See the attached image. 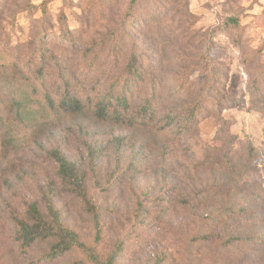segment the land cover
Listing matches in <instances>:
<instances>
[{
	"label": "rangeland",
	"instance_id": "374dc122",
	"mask_svg": "<svg viewBox=\"0 0 264 264\" xmlns=\"http://www.w3.org/2000/svg\"><path fill=\"white\" fill-rule=\"evenodd\" d=\"M128 2L0 0V264H93L83 250L42 263L46 242L19 248L16 218L29 202L53 196L65 223L102 261L116 253L115 264H264V243L233 239L252 234L251 225L236 216L220 222L228 205L220 196L222 172L209 169L225 150L245 164L240 159L249 158L251 144L243 180L264 188V0H139L123 28ZM227 15L238 25L224 24ZM210 32L212 55L223 63L221 108L193 131L163 128L170 102L151 126L59 109L69 83L92 96L104 93L115 60L123 61L132 44L144 65L166 79L167 92L176 82L165 71L183 55L203 61ZM188 80L196 95L207 92L200 69ZM57 152L76 180L61 179ZM83 194L99 215L98 242ZM211 234L221 238L206 240Z\"/></svg>",
	"mask_w": 264,
	"mask_h": 264
},
{
	"label": "trees",
	"instance_id": "16d2710c",
	"mask_svg": "<svg viewBox=\"0 0 264 264\" xmlns=\"http://www.w3.org/2000/svg\"><path fill=\"white\" fill-rule=\"evenodd\" d=\"M138 3L139 0H129L124 22L121 25L123 28L128 25L127 18L136 15ZM223 23L235 26L238 25V19L234 15H227ZM122 31L125 34L124 29ZM213 36L214 33L210 32L205 38L208 47L203 52V61L198 58L187 60V57L183 55V57L177 58L178 62H175L171 71H165L176 82L174 88L167 92L164 91L166 79L162 75H156L153 67L144 65V53H138L139 50L132 44V48L129 49L123 61L115 60L114 72L104 93L92 96L89 90L85 91L78 83H69L65 92L60 96L58 107L66 115L91 112L100 121L115 119L116 122L122 124L151 126L160 110L165 107L164 103L170 102L172 105L169 107V114L163 128L177 125L181 133H189L204 119L205 114L218 115L221 108L218 93L221 92L223 85L218 74L220 72L218 67H223V63L212 55ZM119 47V51L122 52L123 46L119 44ZM155 53L154 56H158L162 63L164 55L160 56L157 51ZM166 61L170 63V60ZM150 62L155 66L154 57L150 59ZM195 69H200L207 74L209 86L206 93L200 91L196 95L190 88L192 82L188 80V75ZM158 70L160 73L165 70L162 64H158ZM48 99L52 100L51 96H48ZM210 108L211 110H209ZM226 123L228 121L224 122L222 128H226ZM254 151L253 146L248 144L249 158H241L240 161L245 164L241 162V164H237L234 161L235 151L225 150L220 159H215L214 163H211L209 169L212 172H222L220 176L222 193L220 196L221 201H226L225 203L228 205L219 211L220 222L225 221L223 219H231L232 216L239 217V221L244 225L253 227V233L250 235L237 234L233 239L263 244L264 215L261 212L263 209L261 206L264 204V188L243 180L242 174V170L249 166V164L246 166V163L253 159ZM57 153L56 161L61 179L65 181L75 178L72 165L64 155L60 152ZM237 187L240 200H242L240 204L236 203L238 200H235ZM86 198V194H83L81 198L85 205L83 207L93 220L96 231L95 241L98 242L100 239L99 215L96 206L88 202ZM250 202L254 206H251ZM15 225L18 245L22 251L27 252L40 243L46 242L49 245V251L40 255L42 263L53 261L73 249H78L87 252L88 259L93 264H115L116 253L110 254L106 260L102 261L92 247L80 240L78 233L65 223L61 207H59V200L54 196L46 197L45 201L40 203L38 201L29 202L26 205L24 217H17ZM256 227H259L260 230L254 233ZM220 238V234H211L206 240L216 242Z\"/></svg>",
	"mask_w": 264,
	"mask_h": 264
}]
</instances>
